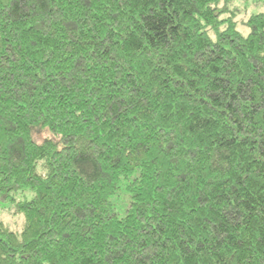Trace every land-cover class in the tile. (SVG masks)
Here are the masks:
<instances>
[{
    "label": "trees",
    "instance_id": "1",
    "mask_svg": "<svg viewBox=\"0 0 264 264\" xmlns=\"http://www.w3.org/2000/svg\"><path fill=\"white\" fill-rule=\"evenodd\" d=\"M233 1L0 0V264H264V13Z\"/></svg>",
    "mask_w": 264,
    "mask_h": 264
},
{
    "label": "rangeland",
    "instance_id": "2",
    "mask_svg": "<svg viewBox=\"0 0 264 264\" xmlns=\"http://www.w3.org/2000/svg\"><path fill=\"white\" fill-rule=\"evenodd\" d=\"M228 8L234 10L235 14L232 15L237 22V28L241 32L247 33V28L244 26V22L249 15L254 13H264V6L257 0H234L231 2ZM230 12L228 11V15ZM39 137H42L40 135ZM121 212V209H119ZM0 220L14 231H21L23 227V216L21 214L14 213L12 206L8 202L0 200Z\"/></svg>",
    "mask_w": 264,
    "mask_h": 264
}]
</instances>
